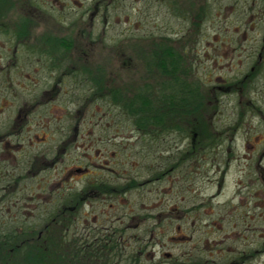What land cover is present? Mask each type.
<instances>
[{
	"label": "flooded vegetation",
	"instance_id": "flooded-vegetation-1",
	"mask_svg": "<svg viewBox=\"0 0 264 264\" xmlns=\"http://www.w3.org/2000/svg\"><path fill=\"white\" fill-rule=\"evenodd\" d=\"M162 2L193 28L150 31L142 47L106 29L119 0H0V229L21 243L161 264L168 226L177 242L198 228L210 161L215 193L234 174L231 214L262 227L264 0ZM135 53L136 70L120 66Z\"/></svg>",
	"mask_w": 264,
	"mask_h": 264
},
{
	"label": "rangeland",
	"instance_id": "rangeland-1",
	"mask_svg": "<svg viewBox=\"0 0 264 264\" xmlns=\"http://www.w3.org/2000/svg\"><path fill=\"white\" fill-rule=\"evenodd\" d=\"M201 1L202 3L204 2V0ZM191 2L193 0H183L185 11L191 7ZM191 11H189V16L192 15ZM109 21V26L106 29L108 31H117L120 36V42L128 40L127 37L130 33V36H140L136 44L142 47L145 44L143 37L150 31L170 35L172 34L171 32H177L180 29L184 32L189 29L191 32V28H193L192 24H189V21L185 20V18L180 20L171 13L169 7L162 0H119L116 16ZM202 28L205 30L209 29L207 19L203 22ZM72 29H79V25ZM98 29H101V25H99ZM125 45H128V43ZM136 54H134L135 60L128 58L130 54L120 55L119 61L122 64L120 66L125 65V68L129 66L136 70L134 62L139 63ZM127 73L128 69L127 72L120 71L119 75L122 77L125 74L124 76L126 77ZM205 105L207 108L206 102ZM119 119L121 126L125 127L128 125L124 119L121 117ZM123 166L121 165V169L127 168L126 165ZM217 175L218 170L213 168L211 161L210 163H202L199 175L200 211L198 228L194 232L191 229L184 230L185 233L192 235L193 238L190 241L177 242L174 238H169L171 235L176 234V230H172L168 226L166 231L168 238L167 240H161L163 245L156 246L155 260H161V264H167V261L174 260V255L181 248L189 249L198 245L200 257L209 261L212 260L213 264H230L231 259L236 257L241 251L244 252L238 258L242 259V264H264V223L262 227L257 225V228H255V215H246L247 218L253 219L254 222L249 226H245V219H240L239 215L231 214V206L226 204L225 201L236 194L233 193L234 174L232 172L225 174L223 186L218 193H215ZM209 194H216L212 204L211 201H209L210 204L208 202ZM157 199L156 194H152V200ZM235 199H237V196ZM166 202L170 204V199ZM235 216H238V221H235ZM230 219L232 222H230ZM69 254L71 255V249H69Z\"/></svg>",
	"mask_w": 264,
	"mask_h": 264
},
{
	"label": "trees",
	"instance_id": "trees-1",
	"mask_svg": "<svg viewBox=\"0 0 264 264\" xmlns=\"http://www.w3.org/2000/svg\"><path fill=\"white\" fill-rule=\"evenodd\" d=\"M140 104L144 107L145 101H140ZM21 238L18 230L0 229V264H100L98 259L105 258L95 248H91L92 251L88 250L86 253L80 246L57 244L38 246L21 243ZM69 249H71V255ZM182 261L174 258L168 264H213L212 260L202 257L197 260L189 258ZM106 262L105 259L104 263Z\"/></svg>",
	"mask_w": 264,
	"mask_h": 264
}]
</instances>
